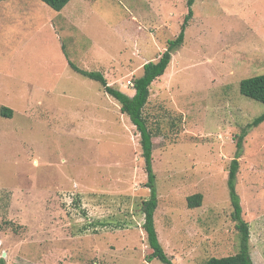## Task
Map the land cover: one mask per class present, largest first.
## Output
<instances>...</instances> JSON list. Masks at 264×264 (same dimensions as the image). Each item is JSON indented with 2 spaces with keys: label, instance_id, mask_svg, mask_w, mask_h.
I'll use <instances>...</instances> for the list:
<instances>
[{
  "label": "rangeland",
  "instance_id": "obj_1",
  "mask_svg": "<svg viewBox=\"0 0 264 264\" xmlns=\"http://www.w3.org/2000/svg\"><path fill=\"white\" fill-rule=\"evenodd\" d=\"M188 1L71 0L56 11L42 0H0V108L14 110L0 113V264H165L145 259L140 133L67 55L133 96L143 65L179 34ZM192 8L184 43L144 107L156 134L155 224L174 264L238 251L229 165L236 136L264 112L239 88L264 73V0ZM243 144L237 192L253 263L264 264V122ZM197 192L202 205L189 208Z\"/></svg>",
  "mask_w": 264,
  "mask_h": 264
},
{
  "label": "trees",
  "instance_id": "obj_2",
  "mask_svg": "<svg viewBox=\"0 0 264 264\" xmlns=\"http://www.w3.org/2000/svg\"><path fill=\"white\" fill-rule=\"evenodd\" d=\"M42 1L54 10L61 11L71 0ZM193 1L194 0L188 1V12L184 16L179 34L175 38L167 41L166 49L157 60H149L143 65L142 75L136 77L132 82V87L135 89V94L133 96H130L126 92L110 85L102 72L86 70L79 67L69 58L66 50L64 49L69 60V65L72 69L86 77L99 81L104 90L120 103L121 112L130 117L132 123L136 126L140 133L142 157L144 158L145 169L148 173L146 186L150 188V197L144 199L140 206L145 218L143 229L147 235L148 245L151 249V252L147 254L145 258L148 262L158 259L165 264H174L159 239L155 224V211L158 207V194L156 189V175L153 170V137L156 134L148 125V120L144 115V107L149 100L152 83L166 72L172 60L173 53L176 52L184 43L186 29L194 14L192 8ZM239 88L242 95L264 104V73L243 78L240 81ZM13 112L14 110L7 106H2L0 108V113L3 116L12 117ZM262 122H264V112L256 116L242 128L241 132L236 136L235 155L231 159L229 165L227 183L230 201L233 207L231 217L235 221L236 229L239 232V249L234 254L225 256H210L206 258L204 264H254L251 257L250 224L243 218L242 215L241 199L237 192V174L240 168L239 158L243 154L244 138L254 127H257ZM203 198L204 195L201 192L189 195L187 197L188 207H200L202 205ZM1 264H6L4 257L1 258Z\"/></svg>",
  "mask_w": 264,
  "mask_h": 264
},
{
  "label": "crops",
  "instance_id": "obj_3",
  "mask_svg": "<svg viewBox=\"0 0 264 264\" xmlns=\"http://www.w3.org/2000/svg\"><path fill=\"white\" fill-rule=\"evenodd\" d=\"M65 7H66V6H65ZM65 7H64V8H65ZM64 8H63V9H64ZM63 9H62V10H63ZM41 12H42V11H41ZM63 16L66 17V15H63ZM50 21H51V20H50Z\"/></svg>",
  "mask_w": 264,
  "mask_h": 264
}]
</instances>
